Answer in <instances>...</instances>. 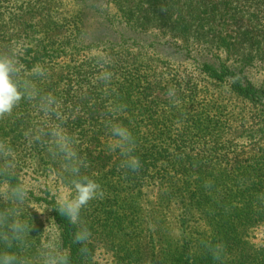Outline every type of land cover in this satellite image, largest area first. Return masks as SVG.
Listing matches in <instances>:
<instances>
[{
	"label": "trees",
	"instance_id": "trees-1",
	"mask_svg": "<svg viewBox=\"0 0 264 264\" xmlns=\"http://www.w3.org/2000/svg\"><path fill=\"white\" fill-rule=\"evenodd\" d=\"M66 1L0 0V57L21 93L12 110L0 115V140L19 145L25 161L49 152L72 164L71 171L63 168L62 173L72 181L75 195L80 181L98 185L101 199L82 218L87 222L91 216L109 234L135 226L141 211L135 196L143 189L156 191L169 206L200 214L212 228L216 244H204L198 258L187 248L186 258L179 254L154 264H264V245L255 248L238 238L239 228L245 231L264 212L225 210L215 203L219 182L208 169L218 162L229 165L233 158L218 146L208 148L206 140L221 134L229 120H220L202 85L204 80L226 84L246 98L260 117L254 118L255 130L251 124L242 133L244 139L264 142V88L248 75L264 63V0ZM109 5L127 32H113L110 13L104 10ZM149 29L162 30L159 36L148 34L154 41L149 59L184 56L199 62L198 73L157 72L153 67L148 74L145 61L138 59L148 56L147 49L137 42H144L143 31ZM172 41L180 44L172 46ZM100 47L98 54L92 53ZM77 109L88 112L70 120ZM119 129L128 134L114 135ZM191 137L203 142L201 148L180 145L179 140ZM129 158L138 167H127ZM238 160L230 180L261 178L264 188V156ZM0 174L20 187L15 174L1 168ZM108 198L124 210L106 212ZM45 203L54 205L69 264H90L86 241H75L82 228L61 213V206ZM16 243L11 235L0 238V264L12 263ZM222 254L233 258L225 261Z\"/></svg>",
	"mask_w": 264,
	"mask_h": 264
},
{
	"label": "rangeland",
	"instance_id": "rangeland-1",
	"mask_svg": "<svg viewBox=\"0 0 264 264\" xmlns=\"http://www.w3.org/2000/svg\"><path fill=\"white\" fill-rule=\"evenodd\" d=\"M66 2L64 0L65 5H67ZM104 10L110 13L109 18L114 23L113 32H127L128 26L123 23L112 6L104 7ZM161 31L153 29L143 31L146 33L144 42H137L147 49L148 56L138 55V59L145 61L144 65L147 66L142 67L148 74L149 69L153 67L157 72L164 69L175 72L180 69L185 73L197 74L196 68L199 62L186 59L184 56L175 55L170 59L158 54L160 60L156 57L154 58L158 61L149 59L150 52H154L151 48L154 41L148 34L159 36ZM133 33L130 32L131 37ZM170 44L173 46L180 43L172 41ZM101 48L97 51L93 50L92 53L98 54ZM248 75L249 80L256 87L264 88V63L258 64L256 69L250 71ZM204 81L206 83H202L203 88H206L208 99L221 115L220 120H229L224 128L220 129L221 134L219 133L215 139L206 140L207 147L218 146L226 157L233 158L229 165L218 162L216 167L208 169L215 181L219 182L215 203L218 204L217 207L225 210H241L244 207H250L262 213L264 212V188L261 182H258L261 178L252 177L250 181L240 178L230 180L232 178L230 169L238 165L240 162L238 159L244 160L246 156L260 159L264 156V142L245 140L242 134L251 124H253L252 129L255 130L254 125L257 123L254 118L260 117V112L254 110L246 98L233 93L228 85ZM86 112H88L86 109H77L73 115L71 114L70 120ZM179 143L195 148H201L203 145V142L196 141L194 137L183 138L182 141L179 140ZM40 156L41 161L38 157L25 161L20 154L19 145L0 140V168L4 172L15 174L20 183V187L16 188L10 184L9 179L0 174V232H3L0 238L8 239V235H11L12 240L16 238L19 240V243H16L17 246L19 245V250L16 255L11 256V264H58V260L66 255V251L60 245L61 231L55 224L52 214L54 205H48L45 202L52 201L61 206L64 200L75 201L77 195L72 191V181L66 179L62 173L63 168L71 171L72 164L62 163L64 160L58 158L55 153L45 152ZM49 166L51 172L40 171ZM56 169L60 170L56 171ZM227 174L230 175L228 180ZM137 195L135 198L139 201L141 211L139 215H136L135 226H130L126 231L123 229L109 234L103 226L92 221L91 216L87 222L83 220L82 216L84 217L85 214L82 212L91 210L96 201L101 199L100 196L95 195L80 209L79 219L75 223L82 229H87L90 234L85 243L90 251V264H154L155 259L165 263L179 254H183L186 258L187 248L198 258L199 250L204 244L209 242L216 244L217 238L214 237L212 228L202 220L200 214L167 205L158 197L156 191L151 189H143L141 194ZM108 201L111 207L106 212L113 214L124 210L123 205L112 204L109 198ZM11 211L12 214H10ZM13 229L18 232L16 236ZM238 238L243 244L255 248L264 245V218L260 217L255 222H249L245 231H240L239 228ZM234 255L235 253L233 257ZM222 256L225 261L233 258L231 255L222 254Z\"/></svg>",
	"mask_w": 264,
	"mask_h": 264
},
{
	"label": "clouds",
	"instance_id": "clouds-1",
	"mask_svg": "<svg viewBox=\"0 0 264 264\" xmlns=\"http://www.w3.org/2000/svg\"><path fill=\"white\" fill-rule=\"evenodd\" d=\"M21 99V93L16 85L10 79V67L5 59L0 57V115L6 114L12 110L14 105ZM128 134L127 129H119L114 132V135L124 137ZM126 165L129 168L135 169L139 162L135 158L126 160ZM79 187L76 188L77 197L75 201L64 200L61 202L60 211L66 214L70 220L76 221L79 219L80 209L88 203V201L97 195L98 185L90 183L88 180L80 181ZM87 188L86 192L81 191ZM87 229H82L75 235L77 243H83L89 237ZM58 264H68V256L64 255L58 260Z\"/></svg>",
	"mask_w": 264,
	"mask_h": 264
}]
</instances>
